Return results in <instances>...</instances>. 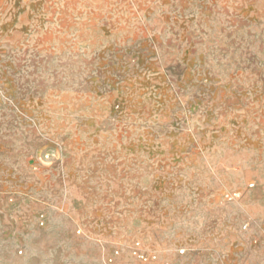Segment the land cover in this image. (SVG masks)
I'll use <instances>...</instances> for the list:
<instances>
[{"label": "rangeland", "instance_id": "374dc122", "mask_svg": "<svg viewBox=\"0 0 264 264\" xmlns=\"http://www.w3.org/2000/svg\"><path fill=\"white\" fill-rule=\"evenodd\" d=\"M0 264H264V0H0Z\"/></svg>", "mask_w": 264, "mask_h": 264}, {"label": "built area", "instance_id": "2783aa9c", "mask_svg": "<svg viewBox=\"0 0 264 264\" xmlns=\"http://www.w3.org/2000/svg\"><path fill=\"white\" fill-rule=\"evenodd\" d=\"M184 250H181V253H183ZM135 254L138 255L143 261H148L149 259H155V255H146L144 253H141L139 250H135Z\"/></svg>", "mask_w": 264, "mask_h": 264}]
</instances>
